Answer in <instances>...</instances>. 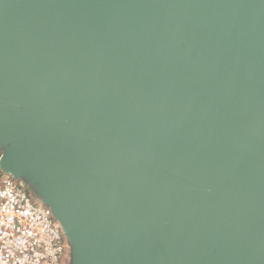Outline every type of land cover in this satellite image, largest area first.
<instances>
[{
    "label": "water",
    "instance_id": "obj_1",
    "mask_svg": "<svg viewBox=\"0 0 264 264\" xmlns=\"http://www.w3.org/2000/svg\"><path fill=\"white\" fill-rule=\"evenodd\" d=\"M0 170L72 264H264V0H0Z\"/></svg>",
    "mask_w": 264,
    "mask_h": 264
},
{
    "label": "built area",
    "instance_id": "obj_2",
    "mask_svg": "<svg viewBox=\"0 0 264 264\" xmlns=\"http://www.w3.org/2000/svg\"><path fill=\"white\" fill-rule=\"evenodd\" d=\"M69 248L51 210L0 170V264H68Z\"/></svg>",
    "mask_w": 264,
    "mask_h": 264
},
{
    "label": "rangeland",
    "instance_id": "obj_3",
    "mask_svg": "<svg viewBox=\"0 0 264 264\" xmlns=\"http://www.w3.org/2000/svg\"><path fill=\"white\" fill-rule=\"evenodd\" d=\"M17 183H20L24 186V188L30 193L32 192L35 196L36 194L34 193V191L32 190V188H30L22 179H15ZM47 207V206H46ZM68 257H69V263L68 264H72L71 262V248H69V251H68Z\"/></svg>",
    "mask_w": 264,
    "mask_h": 264
}]
</instances>
